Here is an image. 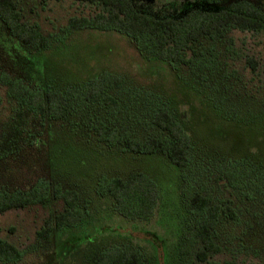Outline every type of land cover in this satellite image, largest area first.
Here are the masks:
<instances>
[{
  "label": "rangeland",
  "instance_id": "obj_1",
  "mask_svg": "<svg viewBox=\"0 0 264 264\" xmlns=\"http://www.w3.org/2000/svg\"><path fill=\"white\" fill-rule=\"evenodd\" d=\"M131 1L152 17L178 19L193 10L218 12L239 0ZM247 1L264 10V0ZM15 4L52 43L45 49L21 40L0 18V192L30 189L39 180L59 183L78 191L86 215L76 227L42 237L38 231L45 221L66 209L62 198L0 213V239L24 253L18 261L0 264H91L103 249L124 244L138 247L147 264H181V241L194 221L181 193L188 180L162 154L102 142L94 128L103 121L109 131L140 140L159 134L149 123V93L161 94L163 102L177 98L196 146L203 147L202 187L225 209L215 229L223 250L210 260L264 264V31L232 28L223 39L203 36L190 52L191 64L175 68L164 60H146L126 33L67 29L71 17L96 15V5ZM103 72L123 79L113 90L121 100L117 113L93 103L64 120L49 119L12 97L7 83L19 79L44 92H68ZM134 171L147 173L160 190L158 208L148 220L119 215L113 199L97 189L103 176L126 178ZM222 171L233 175L219 181Z\"/></svg>",
  "mask_w": 264,
  "mask_h": 264
},
{
  "label": "trees",
  "instance_id": "obj_2",
  "mask_svg": "<svg viewBox=\"0 0 264 264\" xmlns=\"http://www.w3.org/2000/svg\"><path fill=\"white\" fill-rule=\"evenodd\" d=\"M75 1L96 5L100 11L90 17H71L67 29L95 28L126 33L146 60H164L175 68L191 64L190 52L195 50V45L203 36L223 39L232 28L264 31V10L247 0L236 1L218 12L193 10L178 19L155 18L142 13L131 0ZM0 18L19 39L45 49L51 45V39L41 32L37 24L24 20L22 13L16 8L15 0H0ZM122 82L123 79L118 74L103 72L87 81L84 84L87 87L82 85L79 89L76 87V90H69L70 92L52 88L44 92L30 88L19 79L7 78L12 97L55 120H64L80 106L93 103L117 113L121 108V100L113 90ZM146 96L149 104H153L152 112H149V123L159 129V134H149L144 140H140L131 134L123 136L117 129L109 131L108 125L99 121L94 127L99 140L112 145L124 144L126 150L135 153H160L177 167L183 180H188L181 193L185 209L191 213L194 221L192 229L186 232L181 241V264H238L235 259L223 262L210 260V257L223 250L216 240L215 229L225 209L202 187L199 173L200 170L204 171V161L200 160L204 150L203 147L196 146L193 140V129L188 126L179 110L180 101L177 98L167 101L163 98V102L161 94L149 93ZM194 167H197L196 170ZM231 175L233 174L230 172H223L219 181ZM97 189L102 196L112 198L117 213L128 219L148 220L159 205L158 184L142 171H134L126 178L103 176ZM57 198L64 200L66 209L51 215L38 231L39 236L48 237L55 230L76 227L84 220L86 211L79 207L80 195L77 190L64 189L59 183L39 180L30 189L0 192V213L36 203L46 204ZM230 211L231 218L236 219L235 212L232 209ZM23 254L21 249L8 240L0 239V261H18ZM91 264L147 262L138 247L124 244L103 249Z\"/></svg>",
  "mask_w": 264,
  "mask_h": 264
}]
</instances>
